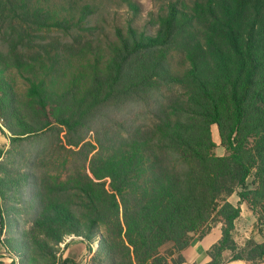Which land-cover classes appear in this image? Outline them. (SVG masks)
<instances>
[{
	"label": "trees",
	"instance_id": "trees-1",
	"mask_svg": "<svg viewBox=\"0 0 264 264\" xmlns=\"http://www.w3.org/2000/svg\"><path fill=\"white\" fill-rule=\"evenodd\" d=\"M93 1L0 0V30L12 34L11 57L0 51V133L10 144L3 156L44 130L64 127L76 145L82 130L100 125L90 174L76 171L61 185L77 215L60 200L42 204L17 230L21 241L0 239L6 264H41L19 250L32 244L52 257L66 235L81 237L86 249L96 242L87 264H177L191 234L203 235L213 221L220 234L209 259L191 264H221L236 247L240 211L228 195L264 226V0H154L140 26L132 22L137 1L119 0L130 16L104 44L92 42L97 24H84ZM52 28L70 38H49ZM210 124L224 154L212 151ZM251 171L255 185L247 187ZM9 175L0 161L6 216L14 209ZM4 209L0 202V229ZM165 242L172 261L159 252ZM232 258L260 264L264 236Z\"/></svg>",
	"mask_w": 264,
	"mask_h": 264
},
{
	"label": "rangeland",
	"instance_id": "rangeland-1",
	"mask_svg": "<svg viewBox=\"0 0 264 264\" xmlns=\"http://www.w3.org/2000/svg\"><path fill=\"white\" fill-rule=\"evenodd\" d=\"M139 6V13L132 19L133 24L140 26L146 21L148 17V11L155 9L156 3L154 0H136ZM93 4L97 7L93 10L92 15L87 17V21L84 24H97L95 25L94 34L92 35L94 44H104L106 43L107 36L110 38L112 36L114 25H125L127 17L130 16V12L127 11L126 5L119 0H94ZM64 13V11H60ZM77 15V11L74 13V18ZM95 23V24H94ZM73 35L76 32L82 34L85 33L83 29H73L70 31ZM96 33V34H95ZM49 38L58 36L59 38H70L68 34H64L61 30L51 29L48 32ZM12 34L7 28L0 30V51L5 53L8 58L11 57V42ZM78 67L81 66L76 63ZM73 66L65 69L63 77L70 76V71ZM15 85L18 92H22L25 83L14 72ZM100 127V125H99ZM98 125H91L88 129L81 131L82 140L76 145H70L67 143L68 138L72 137L69 132H66L64 127H58V130H44L36 135L29 136L20 141L14 142L11 145L13 147V152L15 153L11 157H4L3 152L5 149L10 147V144L0 133V161L5 162L7 168L10 171V177L13 178V182L10 185L8 191L12 206H14L13 211H9L6 216L5 207L9 204V201L5 203L1 202V206L4 209L2 211V218L4 219V226L0 229V239L14 238L16 241H21L17 230L26 228L29 226V221L33 217L35 211L39 210L41 205L50 200H60L66 202L74 213L77 215V211L74 210L73 205L70 203V190L63 189L61 187L71 175H75V172L80 173L86 172L90 174L88 166L89 159L92 158L97 153L96 141L94 137L98 135L99 131ZM210 136L214 141L215 145L212 151L215 154H224L225 149L219 143V138L216 130L215 124L209 125ZM101 130V128H100ZM101 135V133H100ZM11 152V154H13ZM5 155H8L5 153ZM30 171L29 175H23L21 172ZM246 186L253 187L255 183L253 182L252 171L246 177ZM108 178L105 177V185L107 186ZM71 184V182H68ZM236 195L235 192L231 193L228 200L235 203ZM215 221H213L214 225ZM101 231H104L103 225H100ZM214 231H210L204 237V242L209 241L214 236ZM191 238H198L199 232H194L191 234ZM264 236V226L257 224L255 222V217L251 213H242L241 216L237 218L236 229H235V249L234 251L225 250L222 254V262H228L229 260H238L240 264H249L243 258H232L234 254L242 255L245 248L250 244V242L260 239ZM71 235H66L63 239L54 245V255L52 257H47L39 254L32 244L25 246L23 249L19 250V253L24 255L32 256L41 264H48V262H54V264H87L90 256L93 254L96 242L90 240V248L82 250L81 254L75 259L70 258L71 261L68 263H63L62 259L66 258L64 251L69 242H74ZM85 243L83 240H79ZM73 250V249H71ZM159 252L164 254L169 261L176 258V253H174L170 248V242H165L159 247ZM10 251H8L0 243V264H6L10 261ZM182 256V254H181ZM75 260V261H74ZM182 261H188L182 256ZM182 261L177 264H181ZM260 264H264V258L261 260Z\"/></svg>",
	"mask_w": 264,
	"mask_h": 264
},
{
	"label": "crops",
	"instance_id": "crops-1",
	"mask_svg": "<svg viewBox=\"0 0 264 264\" xmlns=\"http://www.w3.org/2000/svg\"><path fill=\"white\" fill-rule=\"evenodd\" d=\"M230 195L227 196V199ZM235 195H236V193H235ZM235 203H237L239 205V208H240L238 217L241 216L242 213H245V214L251 213L250 210L247 208L245 202L238 201L237 195H236ZM237 218L234 221V229L232 231V236H233L234 241H235L234 234H235V229H236ZM210 231L215 232L213 238L209 241L204 242V239H205L204 237ZM219 234H220V225H219V222L215 221L214 225L212 224L210 226V228L208 229V231H206L203 235L199 236L198 238H191L190 239L188 245H186L181 250V254H182L183 258L186 260L188 259V261L195 262V263H202V262L207 261L209 259V256L206 252V249L219 236ZM261 239H262V237L260 239H256L255 241H260ZM79 240L80 239H74V242L71 241L68 243V245L64 251L65 257L75 259L79 255H73L72 257L70 255L82 253V250H84L85 247L83 245V242H81ZM71 249H73V250H71ZM221 264H240V262H238V260H229L228 262H222Z\"/></svg>",
	"mask_w": 264,
	"mask_h": 264
},
{
	"label": "built area",
	"instance_id": "built-area-1",
	"mask_svg": "<svg viewBox=\"0 0 264 264\" xmlns=\"http://www.w3.org/2000/svg\"><path fill=\"white\" fill-rule=\"evenodd\" d=\"M192 262L191 261H182L181 264H191Z\"/></svg>",
	"mask_w": 264,
	"mask_h": 264
},
{
	"label": "water",
	"instance_id": "water-1",
	"mask_svg": "<svg viewBox=\"0 0 264 264\" xmlns=\"http://www.w3.org/2000/svg\"><path fill=\"white\" fill-rule=\"evenodd\" d=\"M73 238H78V239H81V237H73Z\"/></svg>",
	"mask_w": 264,
	"mask_h": 264
}]
</instances>
